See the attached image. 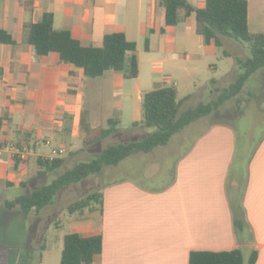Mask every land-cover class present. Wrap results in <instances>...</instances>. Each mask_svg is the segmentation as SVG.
<instances>
[{
	"label": "crops",
	"instance_id": "obj_1",
	"mask_svg": "<svg viewBox=\"0 0 264 264\" xmlns=\"http://www.w3.org/2000/svg\"><path fill=\"white\" fill-rule=\"evenodd\" d=\"M187 1L198 9L205 5V0ZM160 2L33 0L29 13L25 0H0V30L14 40L13 45L0 44V141L38 143L33 156L45 159L51 152L45 155L42 149L53 140L61 141L63 134L70 135L67 141L76 147L110 119L121 123L125 117L131 126L139 123L142 96L156 89L158 78L189 82L205 65L204 58L215 57L218 47L204 43L192 16L160 33L164 23ZM247 2L249 32L264 35V0ZM43 13L52 15L54 30L68 31L83 47L99 48L105 35L124 34L136 45L138 77L124 80L108 71L89 79L82 70L61 64L55 54L36 56L25 42L24 25L37 23ZM141 52L151 57L144 58ZM142 72L147 74L143 77ZM258 76L264 80V69ZM212 83L217 88L218 82ZM237 140L229 124L201 119L175 134L166 146L102 171L108 179L98 187L102 214L98 211L97 222L90 217L95 210L89 216L77 215L68 224L70 233L101 235L102 251L92 264H188L192 251L235 248L246 253L245 262L255 251V264H264V130L257 140L245 134L242 147ZM33 164L34 160L20 164L2 152L0 169L6 176L0 179V189L25 185L32 168L38 176ZM238 201L249 227L241 243L231 212L232 202ZM0 264L47 263L41 254L35 262H20L19 257L10 262L3 254Z\"/></svg>",
	"mask_w": 264,
	"mask_h": 264
},
{
	"label": "trees",
	"instance_id": "obj_2",
	"mask_svg": "<svg viewBox=\"0 0 264 264\" xmlns=\"http://www.w3.org/2000/svg\"><path fill=\"white\" fill-rule=\"evenodd\" d=\"M164 12V23L160 33L165 28L175 27L182 20L194 17L198 26V34L204 43L221 47L222 38H228L236 43H245L249 49V58L237 61L236 65L242 71L225 89H213L215 98L199 103L194 108L179 114L180 103L177 102L174 87H158L144 93L141 102L142 120L134 123L132 128L142 126L154 131L136 141L109 146L99 152L94 159L73 165L62 174L57 171L65 163L64 159L35 158L34 165L38 176L55 175L47 185H40L30 194L21 195L12 201L5 202L0 209L12 211L18 208L23 217L39 214L52 205L56 195L64 188L78 184L90 176L99 175L104 168L117 166L120 162L136 154H148L153 150L166 146L172 136L179 133L192 123L217 113L227 102L234 100L238 117L242 111L241 93L248 79L264 69V35L251 34L248 30L247 0H205L203 8L191 6L187 0H161ZM25 8L33 11V0H25ZM25 42L38 57L55 54L61 64L80 69L89 79L103 76L112 71L124 80L138 77V57L136 45L126 40L124 34L113 33L105 35L101 47H83L73 39L68 31H56L53 28V17L43 13L37 23L24 25ZM0 44L13 45L14 40L5 31L0 30ZM149 39L144 40V49L148 51ZM214 85V83H212ZM118 119L107 121L105 128L97 131V139L103 140L115 135L119 130ZM26 143V142H25ZM18 144V143H16ZM24 186V185H22ZM98 206L102 214V194L93 192L79 200L70 203L66 209L69 215H83L84 211ZM234 234L238 242H243V235L249 232L244 210L238 202L231 204ZM102 237L100 234L81 236L70 233L63 237L60 254V264H92L101 254ZM256 252L251 251L247 262L240 248L228 251H192L188 256V264H255Z\"/></svg>",
	"mask_w": 264,
	"mask_h": 264
},
{
	"label": "rangeland",
	"instance_id": "obj_3",
	"mask_svg": "<svg viewBox=\"0 0 264 264\" xmlns=\"http://www.w3.org/2000/svg\"><path fill=\"white\" fill-rule=\"evenodd\" d=\"M223 39V45L216 49L215 57L204 58L205 65L202 68H198L199 70L196 75L189 82H184L179 77L173 78L171 81H167L166 78H158L156 80V88L174 87L177 90L176 100L180 103L179 114L185 110L194 108L199 103H206L214 99L216 96L212 92L216 88L215 85H212L214 80L218 82L216 89L221 90L227 88L234 81L235 77L242 73L236 62L249 58L247 44L236 43L228 38ZM141 55L144 58L151 57L150 54L143 52H141ZM211 65H214L216 69L211 70ZM146 74L142 72L143 77ZM126 83L129 85L128 83L130 82ZM175 84H179L178 87ZM252 96L257 97V100L252 101L250 99ZM241 98L243 105L240 117L236 114L235 101L231 100L222 106L217 113L205 119H209V121L214 119L217 122L229 124L236 133L238 139L237 145L239 144L242 147L245 134L257 140L264 130V80L258 76V72L252 75L246 82L244 90L241 93ZM138 127L140 128L137 131L132 132L130 120L124 117L118 126V134L100 141L96 140L97 132L88 134V139L83 143L82 150H74V148L82 147L81 145L79 146L80 142L77 141L75 147L70 143L71 141H67L70 140V135L64 136L65 134H63L59 137L61 141H51L49 145L42 149V152L45 155H49L52 151L51 149H59L60 144H62L64 154L56 157L65 160L63 166L57 171V174H62L77 163L88 162L94 159L101 150L109 146L136 141L154 131V129H149L150 132L148 133V128ZM22 144L28 145L27 143ZM73 152L74 154H71ZM76 153L79 154L74 157L73 155ZM35 158L38 157L30 156L27 162L29 163V161ZM109 169L104 168L103 171H109ZM5 172L6 170L0 169V179L6 176ZM34 173L33 168L30 171L28 170L25 175L24 186L19 185L20 187H4L3 190L0 189V203L12 201L21 195L30 194L40 185L49 184L55 177L53 174L42 177L36 176ZM101 176L103 178L98 175L90 176L85 179V182L62 189L54 198L52 205L43 209L39 216L31 214L25 218L18 209L12 212L0 210V257L4 254L5 257L10 259V262H13V258L17 261L18 257L20 258V262L23 260L35 262L39 254H41L47 264H60L62 237L71 232L68 225L69 222L78 218L77 215H69L66 207L73 201L79 200L93 192H99L98 187L100 184L108 181L104 173ZM117 176L119 175H116L114 178ZM28 178L29 180H27ZM67 191H72V193L67 194ZM232 201H234L233 195ZM93 209L96 213H90L92 212L91 210L84 212L88 213V216L92 214L90 217L93 221L97 222L98 206L93 207ZM244 256H247L246 253Z\"/></svg>",
	"mask_w": 264,
	"mask_h": 264
},
{
	"label": "built area",
	"instance_id": "obj_4",
	"mask_svg": "<svg viewBox=\"0 0 264 264\" xmlns=\"http://www.w3.org/2000/svg\"><path fill=\"white\" fill-rule=\"evenodd\" d=\"M37 145L38 143H36L35 145H26L0 141V154L4 151H7L12 159L20 164H26L28 158L34 155L33 148ZM63 154L64 150L62 148L55 149L51 151V154L49 157H47V159L51 161L56 157L62 156Z\"/></svg>",
	"mask_w": 264,
	"mask_h": 264
}]
</instances>
